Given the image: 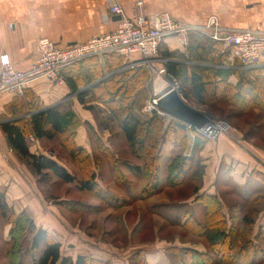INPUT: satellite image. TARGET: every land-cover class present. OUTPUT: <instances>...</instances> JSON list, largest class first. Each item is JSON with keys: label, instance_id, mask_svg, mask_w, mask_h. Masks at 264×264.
<instances>
[{"label": "trees", "instance_id": "1", "mask_svg": "<svg viewBox=\"0 0 264 264\" xmlns=\"http://www.w3.org/2000/svg\"><path fill=\"white\" fill-rule=\"evenodd\" d=\"M187 50L190 59L203 63L194 65L189 77L186 75L185 64L170 60L164 64L166 76L176 85L179 94L192 106L209 107L222 103L226 105V109L231 106L237 107L240 111H237L238 115H231L232 113L226 115V112L223 114L226 109L222 111L219 109L220 116L225 115V119L237 117L251 127L257 124L255 133L250 130L243 137L254 142L256 146L260 139L261 143H264V134L261 133L264 125L259 123L262 113L251 112L253 109L264 111V65L246 70L223 68L220 64L228 63L229 56H232V46L214 40L199 31L190 33ZM107 56L118 68L124 66V63L128 64L126 62L128 59L123 55L112 53ZM167 56L170 55L166 53L162 57ZM237 65L238 60L235 59V66ZM83 68L86 70L82 71ZM63 70L64 80L87 109H94L92 103L94 100L91 98H95V95L98 97L95 100H102L109 109L108 119L97 124L100 132L111 130L113 124H118L134 156L144 162L141 165L126 161L132 171L142 170L147 178L141 194L142 199L159 193L163 184L170 187L179 186L192 170L191 182L197 180L198 183L191 192L196 196L194 200L201 207L200 213L186 211L183 218L172 221L181 225L187 232L203 237L207 247L206 252L170 243L166 248L169 257L175 258L178 264H263L264 252L259 241L264 238V232L254 240L252 226L261 208L264 207L262 194L264 187L255 189L258 192L255 198H251V191L243 192L240 200L229 206L230 210L239 211V216L232 214V211H225L221 193H199L203 185L204 165L195 154L197 155L209 139L198 133L195 128L173 117H165L157 111H153L146 119L135 113L136 95L145 88L151 77V70L148 67L123 68L102 79L103 73L100 71L98 57H92L69 65ZM231 74L238 76L237 85L230 82ZM203 112L212 121L213 112L207 111L206 108ZM80 124L72 110H62L58 105L37 110L27 119L2 123L1 128L11 148L26 160L37 177L47 180L55 175L64 183L76 185L79 191H92L101 200H107V195L102 189L106 186L98 170L101 165L100 158L92 155L75 141ZM88 129L94 137H99L93 126L88 124ZM189 130L195 136L193 153L190 156L185 154L189 147ZM31 135L37 139H63L61 145L66 148L84 177L79 178L75 172H71L66 166L53 159V154L47 156L33 153ZM99 142L102 144L100 138ZM166 160H169V163L166 168V180L163 183L159 177V168ZM114 163L116 164L114 174L123 177L117 168V161L114 160ZM229 169V165L222 160L218 172L227 174ZM251 175L255 182L259 180L264 184V175L261 172L253 170ZM217 179V182H221L220 174ZM111 194L114 196L113 193ZM176 201L181 205L185 200L179 198ZM0 215L5 224L11 225L10 240L12 241L7 253L12 264H110L89 255L80 254L75 260L69 256H62L61 244L44 228L37 227L27 213L17 214L1 191ZM30 234H32L31 239L26 247L27 235ZM33 250H42L41 256L36 258L32 253ZM136 258L139 264H145L138 255Z\"/></svg>", "mask_w": 264, "mask_h": 264}, {"label": "crops", "instance_id": "2", "mask_svg": "<svg viewBox=\"0 0 264 264\" xmlns=\"http://www.w3.org/2000/svg\"><path fill=\"white\" fill-rule=\"evenodd\" d=\"M112 0H0V56L8 54L14 65L21 69H26L36 60L38 56L37 41L40 37H48L59 46H66L73 43L85 42L94 36L113 32L117 26V18L109 12V4ZM124 8L128 16L133 17L137 12V3L142 2L143 10L148 15L168 11L175 18L185 23L204 25L209 16L215 14L219 17L224 27L235 29H252L264 32V0H117ZM188 47V46H187ZM187 47L174 37L165 38L161 45L160 53L169 54L166 58L170 61L185 64L186 75H191L190 65L203 64L188 57ZM185 56V58L182 57ZM164 58V57H163ZM188 58V59H186ZM100 71L105 79L115 72L128 68L146 66L151 70V84L146 83L144 91H151L159 97L170 90L173 86H164L165 78L159 72L165 61H157L149 67L145 64L132 65L133 59H128L124 66L118 68L107 55L98 57ZM228 63L222 66L226 69L240 70L235 66V59L229 56ZM108 67H111L108 69ZM86 70L83 68L82 71ZM64 72V70H63ZM64 78V75H63ZM230 82L238 84L239 79L235 74L229 77ZM150 86V87H149ZM70 107H65V103ZM98 103V102H97ZM94 104V103H93ZM100 104V103H98ZM102 104V103H101ZM100 104V105H101ZM60 106L62 110H72L76 119L81 122L77 129L75 141L78 145L85 147L92 155L98 156L101 161V168H105L108 161V170L115 173L117 168L123 174L125 183L126 198L124 195L113 193L116 199L121 200V204L131 203V199L142 200L141 194L147 183L142 170L132 171L126 161L144 163L132 153L125 135L119 130V134H111L110 130L98 131L97 124L92 119L91 110L87 109L79 100L66 81L64 83L52 82L48 79H39L31 83L25 97L18 98L14 95L6 94L0 97V191L5 194L7 203L12 206L16 213L25 212L35 222L37 227L44 228L50 233L52 238L61 244V254L64 255V232L61 226L54 223L51 203L47 201L42 190L37 186V176L33 173L18 152L9 145L6 134L3 132L2 123L15 119H27L37 111L54 106ZM67 105V106H68ZM95 105V104H94ZM103 105V104H102ZM204 111L202 106H194ZM104 109V108H103ZM105 110V109H104ZM139 111V110H138ZM109 112V111H108ZM137 114V113H136ZM150 114L140 116L146 119ZM165 117H170L164 115ZM171 118V117H170ZM88 124L93 126L99 137H94L88 129ZM119 129V128H118ZM109 131V132H108ZM192 137V138H191ZM101 139L102 144L99 142ZM35 139L37 141H35ZM192 139V141H191ZM234 141L231 136H224L219 140H208L203 151L204 175L203 188L201 191L209 194L221 193V200L224 203L226 212L239 216V211L230 210L229 206L239 201L243 192L251 191V198L257 197L256 188L262 189L264 184L259 180L256 182L252 177V171L257 170L264 175V150L257 147L251 141ZM195 136L189 130V150L186 155L193 153ZM31 151L33 153L50 156L48 150H44L40 144L46 139H32ZM127 143V150L122 156L121 149H117L116 142ZM38 144V145H37ZM97 152V153H96ZM52 156V155H51ZM109 158V160L106 157ZM201 157V158H202ZM60 164L66 166L74 172L58 156L53 154ZM114 159V160H113ZM222 160L229 165L227 174L219 171ZM100 170L102 174L103 171ZM113 170V171H112ZM142 173L143 180L138 186L133 182L131 174ZM127 174V175H126ZM221 175V182L218 175ZM160 177V175H159ZM209 178V179H208ZM160 180L164 183L165 178ZM165 184H163V187ZM169 187V186H168ZM243 190V191H242ZM264 195V189H262ZM194 195V199H195ZM192 198V199H193ZM118 199V200H119ZM192 206H198L195 200L191 201ZM190 204V203H189ZM229 214V213H228ZM9 226L5 225L0 215V264H12L8 257ZM254 240L264 232V207L261 208L256 222L252 226ZM258 243V242H257ZM69 245V244H68ZM159 245V244H158ZM259 245L264 252V238L259 241ZM81 248L85 246L82 245ZM86 252L79 253L87 255ZM143 251V250H142ZM147 257H152L161 262L168 260L164 248L157 246L146 251ZM102 257H106L107 253ZM111 254V253H110ZM264 264V254L262 258ZM160 264V263H158Z\"/></svg>", "mask_w": 264, "mask_h": 264}, {"label": "rangeland", "instance_id": "3", "mask_svg": "<svg viewBox=\"0 0 264 264\" xmlns=\"http://www.w3.org/2000/svg\"><path fill=\"white\" fill-rule=\"evenodd\" d=\"M182 57L185 58L183 55ZM205 64L211 65L209 62H205ZM224 65L225 64H220V66ZM193 66L194 65H190V67ZM238 69L246 70L248 68L238 67ZM162 75L165 77L163 79L164 86L167 85V87H176V85L167 78L166 73ZM147 82H149L150 85L151 79H149ZM143 90L144 89L138 92L134 100L135 113L141 117L144 116V114L151 115L152 112L145 111V108L153 98H156L155 96H158L152 94L151 91H144L142 94H140ZM96 98H98L96 95L95 98H91L94 100L92 103L95 104H93L94 109L91 110V116L94 120V123L100 124V122L102 123L103 120L108 119L107 117H109L110 112H108L109 109L105 103L100 99L95 100ZM97 102L100 104L102 103L103 105H100ZM68 103L70 102L65 103V107H70V104L68 105ZM202 107L206 108L207 111L213 112V122L217 123L222 121L226 123V126H223V129L218 134V136L214 138L206 137L209 140H219L220 138L228 135L231 136L234 141L238 142V140H243L242 138L245 133H247V131L251 130V132L253 131L252 133H255L254 131L257 127V124L251 127L250 125L243 123V121L237 117L225 119V115L224 117L220 116V110L222 111V109H226V105H222V103H217L215 105L213 104L209 107ZM216 109L220 110L218 111ZM237 111V107L231 106L224 110L223 114L226 112V115L230 113H232L231 115H238L237 113L240 111ZM251 112L253 114L262 113L259 123L264 125V111H255L253 109ZM117 125L118 124L116 123L113 124V127L110 130L111 134L115 135L120 133ZM97 130L100 131L98 127ZM261 133L264 134V129L261 131ZM260 140L259 144H257V147L261 146L260 148L264 150V143H261L262 141ZM35 141L37 140L35 139ZM32 143H34V141H32ZM61 143H63V139H53L46 140V142H41L40 146L43 149L45 148L44 150H48L58 156L59 160L66 163V165L69 166L79 176V178H83V173L80 171L79 167H77L73 159L70 157L68 151L64 146L61 145ZM126 144L127 143L122 141L116 142L117 149H121V151H123L122 156L124 155L125 150H127ZM203 149L204 147L200 151H203ZM188 150L189 147L185 151V154L188 153ZM200 151L197 153V155L195 154V157L200 159L201 163L203 164L205 161H203L204 159ZM106 158L109 160L108 157ZM99 161L101 164L102 160L100 159ZM168 163L169 160H166L164 165H161L159 168V175L161 178H165ZM108 164V161H106L105 168H101L102 164L98 168L99 172L101 169L103 171V173H99V175L106 186L102 189L107 195V200H101L92 191H79L76 185L64 183L55 175H52L47 180L37 177V186L42 190L47 201L51 203L54 223L58 224V226H61L62 231L64 232L63 256H69L75 260V258L80 255L79 253L86 252L89 249L87 255L90 257H99L96 255V252L99 253L103 252L104 250L107 253L106 257H102L104 253H100L98 255L102 257L103 261L109 262L110 264H139L136 258L137 255L140 259L145 261V264H178L176 259L169 257L166 252V248L170 246V243H174V245L191 247L201 252H206L207 247L203 237L187 232L186 229L181 225L178 223L175 224L172 221L173 219L183 218V215L186 211L200 213L201 207L191 205V201L194 200V196L191 191L192 188L198 183L197 180L191 182L192 170L188 177H186V179L179 186L168 187L165 185L162 187V190L159 193L153 194L146 199H142L143 201L131 199V203L128 202L125 205V203L121 204V200L119 199L118 201V199L114 198L111 193L121 194L128 198L126 195L125 186L128 184L129 180H127L125 183L123 177L115 175L111 172V169L108 170ZM194 169L195 167L193 170ZM141 176L142 173L140 172L136 175L134 173L131 174V178L129 177V179L140 186L141 182L144 181L143 177ZM202 188L203 185L201 189ZM201 189L199 193L203 192ZM179 198L185 200L181 202V205L176 201ZM5 225L9 226L8 234L10 237L11 225ZM31 235L32 234L27 235L28 239L25 243L26 247L29 245L28 242L31 239ZM11 241L12 240H10L8 243L7 249L10 248ZM82 245L85 246V251L83 250L84 248H81ZM160 245L164 248V252L168 258V260L166 259L165 262L163 257L162 263L156 261L152 257H147L146 252L147 250L151 248L153 249ZM32 253L36 258H39L42 254V250H33Z\"/></svg>", "mask_w": 264, "mask_h": 264}, {"label": "built area", "instance_id": "4", "mask_svg": "<svg viewBox=\"0 0 264 264\" xmlns=\"http://www.w3.org/2000/svg\"><path fill=\"white\" fill-rule=\"evenodd\" d=\"M142 5L141 1L137 3V12L131 17L117 0H112L108 7L109 12L112 16H119L115 30L94 36L85 42L59 46L48 37H40L37 41L38 56L26 69L16 67L8 54L1 55L0 97L6 94L24 97L30 84L39 79L64 83V68L92 57L117 53L133 59L132 65L145 64L149 67L157 61L167 62L169 59L160 55L163 40L174 37L187 47L189 35L193 31L231 45V55L238 60L237 68L264 65V32L224 27L215 14L209 16L204 25L185 23L168 11L148 15ZM159 72L165 74V66ZM157 99L158 97L153 98L145 111H157L165 115L157 108ZM223 126L226 123L211 121L208 126L196 131L205 137L214 138L222 131ZM30 138L34 139V136L31 135Z\"/></svg>", "mask_w": 264, "mask_h": 264}, {"label": "water", "instance_id": "5", "mask_svg": "<svg viewBox=\"0 0 264 264\" xmlns=\"http://www.w3.org/2000/svg\"><path fill=\"white\" fill-rule=\"evenodd\" d=\"M116 18L119 19V16H116ZM157 108L163 113L195 129L208 126L211 122L208 115L187 103L179 94L176 87H172L158 97Z\"/></svg>", "mask_w": 264, "mask_h": 264}]
</instances>
